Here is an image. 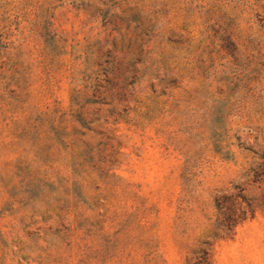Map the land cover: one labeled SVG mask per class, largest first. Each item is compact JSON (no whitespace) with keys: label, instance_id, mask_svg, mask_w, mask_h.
<instances>
[{"label":"rangeland","instance_id":"obj_1","mask_svg":"<svg viewBox=\"0 0 264 264\" xmlns=\"http://www.w3.org/2000/svg\"><path fill=\"white\" fill-rule=\"evenodd\" d=\"M188 259L264 264V0H0V264Z\"/></svg>","mask_w":264,"mask_h":264},{"label":"trees","instance_id":"obj_2","mask_svg":"<svg viewBox=\"0 0 264 264\" xmlns=\"http://www.w3.org/2000/svg\"><path fill=\"white\" fill-rule=\"evenodd\" d=\"M243 190L244 188L237 185L218 190L214 199L215 220L204 233L205 240L200 241V251L203 253L204 259L210 257V241L231 237L237 225L243 222L248 214L254 213V208L246 200ZM187 264L194 263L188 259Z\"/></svg>","mask_w":264,"mask_h":264}]
</instances>
